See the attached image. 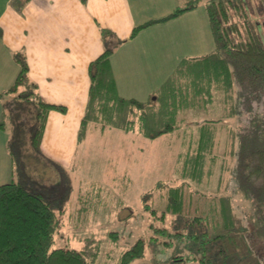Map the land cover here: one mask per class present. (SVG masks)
<instances>
[{
	"label": "trees",
	"instance_id": "1",
	"mask_svg": "<svg viewBox=\"0 0 264 264\" xmlns=\"http://www.w3.org/2000/svg\"><path fill=\"white\" fill-rule=\"evenodd\" d=\"M197 2L198 0H190L183 8L176 9L164 18L135 26L130 38L135 37L141 29L150 24L166 21L192 10ZM251 2L252 0L206 2L205 10L214 43L213 51L200 58L184 60L185 62L181 64L191 60L198 61L202 64L200 68L202 71L204 68L208 70L207 78L205 81L201 79L202 85L199 84L196 88L197 100H192L191 103L184 99L167 101L169 106L164 117L175 116L179 109L185 108L188 104L196 106L202 101L204 105L208 103L212 105V101L215 100L222 104L223 108L220 116L204 119L197 124V134L191 139L190 147L186 152L179 154L180 163L178 162L176 173L181 182L167 189L166 208L160 216H164L165 213L180 215L190 182L200 185L204 183V179L209 180L213 176L218 158L212 152L217 124L233 125L227 126L228 130L226 129L230 137L227 145H230L228 153L232 165L227 171L223 170L228 174L225 178V193L215 194L211 198V202L208 203L210 214L208 212L205 214L204 210L196 211L205 219H208L207 215L212 217L213 214L214 218L216 216L221 218L220 223L223 224L226 233L211 236L209 241L224 239L234 245L237 236L229 233L234 226L231 196L238 194L242 200L248 201L249 238L252 244L254 242L261 245L260 250L256 252L259 258L252 263L262 264L260 262L264 258V34H261L258 23L250 19L249 9L256 14L260 11L257 7H253ZM259 3V7L264 12V0H259ZM102 35L106 41L111 32L104 30ZM111 54L112 48L107 46L89 63L91 83L85 115L78 133L79 140L85 137L91 122L100 129L111 127L130 131L135 126L148 139L171 133L186 124L181 119L178 123L169 122L157 131L148 130L149 123L154 124L157 119L155 102L143 103L121 98L117 94L109 62ZM15 58L20 68L6 93L17 95L8 108L12 113L18 111L24 113L26 110L31 117L13 123L15 128L9 142L13 163H15L16 149L22 150V148H25V151L39 153L44 158L39 145L47 114L51 110L65 111L64 107L45 103L38 97L35 86L27 80L28 67L24 58L20 55H16ZM20 88L23 90L19 92ZM174 91L169 89L168 94L174 95ZM23 103L27 104V107L23 106ZM134 110L138 111L136 120L131 119ZM12 117V121L15 120V117ZM235 122L237 127H234ZM156 183L162 185L160 181ZM157 185L155 189H159ZM42 192L30 190L22 181L0 185V264H95L98 245L92 254L54 246V237L60 227V220L52 207L54 199ZM191 193L189 192L188 196ZM149 195L146 194L144 200ZM150 211L151 214L155 213L154 209ZM213 220L214 225L218 224L216 219ZM160 229L155 232L167 233L165 229ZM109 234L110 238H117L115 231ZM187 238L195 239V236L190 234ZM239 238L246 249L252 248L244 232ZM145 247L146 242L143 239L136 240L120 254L116 264H131L134 260L142 258ZM246 251V255L251 258L249 250ZM231 260L226 255L216 260L203 258L200 263L233 264L235 260L233 259V263ZM241 261H244V258Z\"/></svg>",
	"mask_w": 264,
	"mask_h": 264
},
{
	"label": "rangeland",
	"instance_id": "2",
	"mask_svg": "<svg viewBox=\"0 0 264 264\" xmlns=\"http://www.w3.org/2000/svg\"><path fill=\"white\" fill-rule=\"evenodd\" d=\"M251 5L260 11L256 14L249 9L250 19L258 23L261 34H264V12L259 7V0H252ZM208 34L210 42L209 31ZM175 57L178 59L180 56ZM183 61L179 64L170 63L175 69L173 72L163 63L162 85L156 92L157 100L154 105L157 119L154 124L149 123L148 130L157 131L167 123H178L181 119L186 124L154 140L143 136L137 137L136 140L130 135L128 149L131 152H128L129 157H125L126 160L129 158L125 165L122 155L126 151L118 150L115 146L119 133H115L117 131L114 128L106 127V131L101 134L98 125L96 129L91 122L85 139L72 152L70 159L53 160L44 154L42 158L41 154L32 153L31 150L16 149L15 163L12 164L10 174V156L3 140L12 135L15 128L13 123L28 120L31 115L27 114L26 110L24 113H12L8 108L12 100H5L3 105L6 117L3 120L8 127L0 133V184L22 181L30 190L43 191L42 193L54 199L52 207L60 220V227L54 237L55 247L92 254L98 245L95 264H116L120 254L140 238L146 242L145 254L131 264H201L200 260L203 258L216 260L226 255L232 259V263L233 259L235 260L233 264H253L252 262L259 258L256 252L260 250L261 245L254 242L252 244L248 234L249 202L242 200L240 195H232L231 192L234 226L229 233L237 236L234 245L224 239L209 241L211 236L226 233L220 223L221 218H214L213 214L212 217L207 215L208 219H205L196 211L204 210L205 214H210L208 203L211 198L215 194L225 193V178L228 174L223 170L227 171L232 165L228 153L230 145H227L230 137L226 129L228 130L227 126L233 125L217 124L212 152L218 158L213 176L209 180L204 179V183L200 185L190 182L180 215L165 213L160 218L161 212L166 208L167 189L181 182L176 173L178 162L180 163L179 154L186 152L190 147L199 122L218 116L212 111H206L209 103H197L196 106L188 104L179 109L175 116L164 117L169 106L167 101L184 99L191 103L192 100H197L196 88L199 84L202 85L201 79L205 81L207 78L208 70L204 68L202 71L201 63L191 60L181 64ZM169 89L175 90L174 95L168 94ZM26 105L23 103V106ZM137 112L134 110L131 119L136 120ZM12 116L15 117L13 121ZM234 127H237V122ZM157 181L162 185H157ZM156 185L159 189H155ZM189 192L192 193L188 196ZM146 194L150 195L144 200ZM150 209H154L155 213L151 214ZM211 218L216 219L218 224L214 225ZM160 228L165 229L167 233L155 232L157 229L161 230ZM111 231L117 233L116 239L109 237ZM242 232L248 237L252 248H245L239 238ZM190 234L195 236V239L187 238ZM246 250L251 253V258L246 255ZM243 258L244 261H241ZM263 260L264 258L260 263L264 264Z\"/></svg>",
	"mask_w": 264,
	"mask_h": 264
},
{
	"label": "crops",
	"instance_id": "3",
	"mask_svg": "<svg viewBox=\"0 0 264 264\" xmlns=\"http://www.w3.org/2000/svg\"><path fill=\"white\" fill-rule=\"evenodd\" d=\"M189 1L0 0V133L8 127L3 120V103L16 97L6 93L20 68L16 55L24 58L27 80L35 86L38 97L65 108L64 112L49 111L45 120L39 148L50 159H70L85 139L86 136L79 140L78 133L89 96V63L107 46L112 48L109 62L117 94L124 99L155 102L162 85L163 63L173 72L171 62L179 64L213 51L205 10L208 0L198 1L195 8L175 18L148 25L133 38L130 34L135 26L164 18ZM104 30L111 32L106 41ZM176 55L180 57L176 59ZM222 108L214 100L206 111L220 116ZM114 130L119 133L115 146L126 151L122 155L125 165L129 161L125 157L131 152L130 139L137 140L143 134L137 127L130 131ZM99 131L102 134L106 129ZM10 139L8 136L3 142L10 156L11 174Z\"/></svg>",
	"mask_w": 264,
	"mask_h": 264
}]
</instances>
